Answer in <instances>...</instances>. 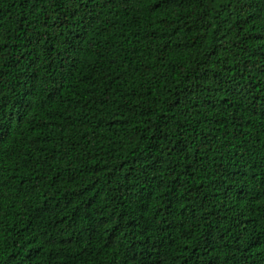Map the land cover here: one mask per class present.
<instances>
[{
	"label": "trees",
	"instance_id": "obj_1",
	"mask_svg": "<svg viewBox=\"0 0 264 264\" xmlns=\"http://www.w3.org/2000/svg\"><path fill=\"white\" fill-rule=\"evenodd\" d=\"M0 264H264V0H0Z\"/></svg>",
	"mask_w": 264,
	"mask_h": 264
}]
</instances>
